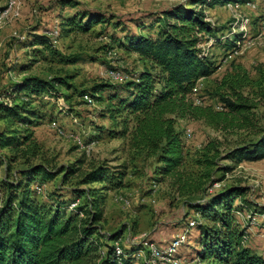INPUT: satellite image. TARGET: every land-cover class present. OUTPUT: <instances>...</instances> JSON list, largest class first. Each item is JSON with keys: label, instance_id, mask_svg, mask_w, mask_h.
<instances>
[{"label": "trees", "instance_id": "16d2710c", "mask_svg": "<svg viewBox=\"0 0 264 264\" xmlns=\"http://www.w3.org/2000/svg\"><path fill=\"white\" fill-rule=\"evenodd\" d=\"M250 0H190L189 5H176L159 15L147 17L150 23L135 22L137 33L126 31L119 21L109 22L105 16L88 11L61 16L60 31L67 36L72 32L86 33L97 25H108L120 30L124 36L114 42L126 53H133L143 62L144 68L130 80L118 84L100 82L89 91L78 92L81 99L103 104L102 119L110 122L109 128L98 127L97 136L89 141H98L102 134L111 139H124L134 157L153 159V182L168 181L181 197H192L205 185L223 180L224 173L232 171L242 162L264 159V135L255 143L239 144L220 154L221 144L209 142L198 152L194 165L199 170L195 176L186 172V153L181 133L175 128L176 120L203 121L209 126L246 128L251 125L252 110L257 101L244 96L242 90L248 87L246 78L223 79L227 93L220 95L223 112L197 105L192 91L201 79L212 76L217 65L203 56L198 45L207 35L219 43L214 28L202 11L194 6L213 7L221 5H246ZM62 7H73L74 1L61 0ZM155 35H151L154 27ZM146 32V33H145ZM145 33V34H144ZM234 40L224 43L228 51L236 48ZM30 46L43 50L53 49L45 35L34 36ZM214 46V44H213ZM34 56L40 51L33 49ZM36 61V60H34ZM74 65L78 57L64 59ZM22 69L26 70L25 66ZM73 75L65 74L49 80L24 77L12 89L6 90L0 99L10 98L12 104L0 100V151L7 150L4 157V177L0 180V264H131L132 257L126 253L117 255L114 243L121 238V232L109 233L100 240V225L103 221L104 192L124 187L125 171L111 170L101 164L81 173L83 159L66 167L48 168L43 163L31 164L29 153L35 157L33 132L36 123L43 119L41 113L23 99L42 94H61L60 89L73 90ZM259 99L264 100V90H259ZM67 99V97H66ZM18 100V101H17ZM84 100V99H83ZM9 104V105H8ZM34 119L36 121H34ZM233 120V121H230ZM237 124V123H236ZM29 152V153H28ZM28 153V154H27ZM233 163L232 167H220L219 157ZM23 160L24 167L13 171V164ZM214 174H221L218 179ZM61 175L62 184L74 177L77 187L71 189L70 203L41 204L36 199L33 185L46 184ZM208 182V183H207ZM99 184L100 187L80 189L81 186ZM248 189L240 185L227 187L207 194L193 201H186L189 211L197 217L194 228L199 233L195 252L201 264H264V258L243 245L245 231L234 216V203L240 200L236 209H250L245 202ZM57 198V197H55ZM85 200L82 205L80 200ZM133 250V249H132Z\"/></svg>", "mask_w": 264, "mask_h": 264}, {"label": "rangeland", "instance_id": "374dc122", "mask_svg": "<svg viewBox=\"0 0 264 264\" xmlns=\"http://www.w3.org/2000/svg\"><path fill=\"white\" fill-rule=\"evenodd\" d=\"M72 1L73 7H62L61 0H0V97L24 77L42 80L65 74L74 77L73 90L60 89L64 97L42 94L23 99L31 102L30 107L43 116L36 127L30 129L34 144L25 147L32 149L34 146L37 150L35 157L28 152L29 162L58 169L75 165L78 159H83L81 173L101 164L111 170L120 168L125 171L124 187L104 192L99 233L102 241L103 235L121 232L114 249H119L123 256L129 254L131 264H201L195 254L199 249V233L193 223L197 214L187 209L186 201L231 186L246 187L244 203L254 208L238 211L236 207L240 200H237L233 206L234 216L245 231L243 245L264 258V159L242 162L224 173L222 181L211 186L205 184L192 197H181L168 181L153 182L154 160L134 157L124 139H111L104 133L98 141L89 142L98 137V127L109 128L110 122L101 118L103 104L91 102L88 97L83 100L78 92L89 91L100 82L118 84L130 80L143 70L144 65L136 54L126 53L111 39H122L124 34L120 30L114 31L110 23L97 25L86 33L75 31L64 36L59 26L61 16L83 11L99 13L111 23H122L126 31L137 33L135 22L148 24L151 20L147 17L159 15L176 5L188 6L190 0ZM191 8L204 13L219 41L215 44L212 37L203 35V41L198 45L202 55H208L218 69L197 83L192 95L194 102L213 112H223L220 95L224 96L227 90L221 82L240 77L249 81L248 87L242 90L243 95L257 101L256 109L248 114L253 126L246 128L236 127L243 121L241 117L231 124L233 128L226 129L209 126L203 121H175L185 147L186 172L197 176L199 170L194 160L207 143H220L219 152L223 155L239 144L255 143L264 135V100L258 98L259 90H264V0H250L248 4L238 6L216 4ZM156 31L155 26L150 34L155 35ZM42 35L49 38L53 49L30 46L34 36ZM235 36H239L236 48L228 51L224 43L234 40ZM33 49L40 53L34 56ZM69 56L78 57V62L66 64L64 59ZM23 66L27 69H22ZM118 75L125 80L119 81ZM6 100L12 104L8 97L1 102L6 103ZM8 155L7 150L0 151V163ZM221 159L220 156L217 161L220 167L233 166L230 161ZM24 165L23 160H17L12 166L13 171ZM220 175L214 174V178L218 179ZM3 177L4 166H1L0 180ZM77 185V177L62 184L59 175L46 184L35 183L33 189L39 203L50 205L59 198L60 202L70 203L73 199L71 189ZM88 187L98 188L100 185L81 186L80 189ZM83 203L85 200L81 199L79 204Z\"/></svg>", "mask_w": 264, "mask_h": 264}, {"label": "built area", "instance_id": "2783aa9c", "mask_svg": "<svg viewBox=\"0 0 264 264\" xmlns=\"http://www.w3.org/2000/svg\"><path fill=\"white\" fill-rule=\"evenodd\" d=\"M120 80H125V78L122 77V75H119V81H120ZM195 90H196V86H195V88H194L193 91H192V95H193V92H194ZM52 126H55V125H52ZM156 260H158V259H156ZM156 260H155V261H152V263H155Z\"/></svg>", "mask_w": 264, "mask_h": 264}, {"label": "bare ground", "instance_id": "6f19581e", "mask_svg": "<svg viewBox=\"0 0 264 264\" xmlns=\"http://www.w3.org/2000/svg\"><path fill=\"white\" fill-rule=\"evenodd\" d=\"M118 76H119V75H118ZM115 252H116L117 255L122 254V252H121L119 249H115Z\"/></svg>", "mask_w": 264, "mask_h": 264}]
</instances>
